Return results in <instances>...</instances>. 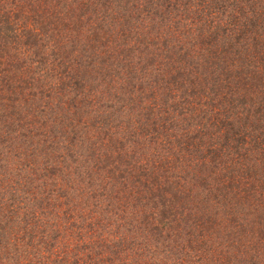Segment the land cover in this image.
<instances>
[{
    "label": "trees",
    "instance_id": "obj_1",
    "mask_svg": "<svg viewBox=\"0 0 264 264\" xmlns=\"http://www.w3.org/2000/svg\"><path fill=\"white\" fill-rule=\"evenodd\" d=\"M0 264H264V0H0Z\"/></svg>",
    "mask_w": 264,
    "mask_h": 264
},
{
    "label": "rangeland",
    "instance_id": "obj_2",
    "mask_svg": "<svg viewBox=\"0 0 264 264\" xmlns=\"http://www.w3.org/2000/svg\"><path fill=\"white\" fill-rule=\"evenodd\" d=\"M41 229H43V225H42Z\"/></svg>",
    "mask_w": 264,
    "mask_h": 264
}]
</instances>
